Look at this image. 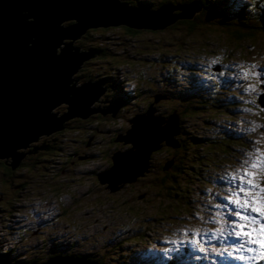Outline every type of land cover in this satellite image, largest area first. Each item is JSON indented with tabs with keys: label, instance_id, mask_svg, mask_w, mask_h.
<instances>
[{
	"label": "rangeland",
	"instance_id": "rangeland-1",
	"mask_svg": "<svg viewBox=\"0 0 264 264\" xmlns=\"http://www.w3.org/2000/svg\"><path fill=\"white\" fill-rule=\"evenodd\" d=\"M199 5L200 8L194 10L192 15L202 9L200 3ZM216 5H225V0H216ZM211 7L210 11H212ZM31 20H33L32 17ZM65 21H72V19L64 20V22ZM73 21L76 23V19ZM62 23L63 21L60 22V25H62ZM210 27L211 26H205L200 31H204L203 33L213 32L212 30L215 27ZM99 28L100 32H97L99 34L88 36L89 41H92L95 37H99V35H104L102 36L104 38L103 41L105 43L107 42L106 45L109 49L117 54V58L130 61L128 66L121 65L118 68V71L122 72V74L120 73L122 75V91H130L134 86L136 87L142 84L143 86L136 90L138 91L140 89L142 91V96L137 99L140 105H133L129 109H124L125 106L122 104L114 113H105L103 115L100 112H95L88 115L84 119L89 120L88 125L87 122H85L89 130H82L83 132H79L81 136H77V138L81 140L85 138L87 134L88 140L90 139V146L85 147L83 143L72 144V138L75 134H69L68 137L66 135H61L64 136L61 141L62 147L59 148V150H55L49 157V163H52L48 166L46 171L40 170L36 172L32 169V167L35 166L34 163L31 167H24L22 169H18L17 167L14 168L13 174L2 175V171L0 170V250H8V247L12 245V248L14 247L12 252L14 251L17 257L26 255L28 252L25 249L29 250L28 256L31 254L43 255L44 253L42 251L45 250V247H49L54 243H48L51 240H57L62 244H69V239L74 238L76 241H71V247L74 249H85L87 247V249L99 250L108 245L112 249L113 245L118 242L122 244L123 247H126V250L120 251L121 249H118V252H114L113 250L112 252H105L108 257L112 255L114 259H117L119 262L125 261L126 263L138 264L137 261L140 260L138 255L145 257L142 251H147L148 254L144 261L149 264H160V261L166 262L171 256L173 257L176 255L174 250L177 247L175 245L165 246L170 242L171 238L176 235L181 236L179 234L181 232L186 233V235L194 234L197 230H200L206 224L212 222L209 213L213 211V209H216L215 200L222 196L220 185H222L223 182L215 186L213 184H203L198 181L200 186L197 188L195 182L192 189L193 191L196 188L195 193L191 194L192 197L195 198L194 202L188 203L184 212L176 211L175 213H180V216L176 217L174 213L172 222L170 223L165 222L164 218L159 217V215L153 220H144L147 215L152 216L154 213H161V208H164L166 203L169 202L163 193H154L153 190L148 187L143 188L145 185H148L147 181L149 180H144V182L142 181L135 185L121 183V190L118 191L115 189L112 190L111 188V186H115L116 182H113L110 186L105 182H100L98 178L94 176V171L97 172L100 168L103 170L107 168V164L111 161L109 155L114 151H124L132 147V143L127 142L129 139H131L133 143H137L138 140L136 139V135L138 133V126L141 125V123H138V119L145 120L143 131H148L150 133L149 138L154 137L153 146L146 145L141 152V158L145 162L144 169L148 167V156L144 159L145 155L148 154V150H151L149 152L151 156L156 149L161 147L162 143L165 148L167 147V149H165L167 152H163L165 156L163 153L158 152L154 153L151 157L157 164L159 161H163L162 164H164L166 158L171 155L169 146L175 144L171 139L172 133L174 134V138H172L176 140V143L177 139L175 136L181 134L177 131L179 125L175 110L170 111V108L166 109L164 107L169 105V101L166 99L164 102L163 95H167L168 92L174 94L181 92L185 93L187 92L185 91L187 89L186 86L189 85L187 81L182 79V76H178L180 73L185 72V70L179 68L178 65L175 66L178 67L176 73H174L171 67H168L171 73L175 75H169L170 79H166V73L161 71L162 65H166L167 63L163 62L164 59H159L152 64L151 71L149 67H147L148 64H145L149 58L144 59V57L141 56L151 51L149 45L145 46L139 44L134 46L131 40L120 36L123 35L122 32H118V30L112 26H102ZM88 30L89 28L83 33ZM106 30H108V32L105 33ZM216 35L219 37H216ZM205 38H210L211 41H217V43L220 44L233 43L230 39H227L224 34L221 35L219 32H213L212 35L208 34ZM144 42L143 40L142 44H144ZM249 43L255 47H252ZM242 44L246 45L245 48H247V51H243L241 55H255L261 52L262 55L255 58V67H257V69H252L249 73L245 74L246 77H249V82L253 91L249 88L239 86L238 82H235L231 85V89H226V91L223 92L224 96L227 99L229 98L228 100L234 102V118L227 122L228 115L218 114L219 112L213 111L209 114L216 113L214 115L217 117V120L212 121L211 126H208V130L203 129L202 125H204V122L202 120L196 121V118H192L188 121L185 120V124L181 122V125L184 129L191 131V134L200 135L201 137H203V134L209 135L215 132L217 128L228 129L232 136H234L236 132H244L249 135V137L245 138L249 145L264 151V71L261 70L264 61V36L259 37L255 41ZM140 50H142L141 55L137 53ZM151 59L153 58L151 57ZM194 63L195 61H193V64ZM150 74L153 75L151 79ZM145 76H147L148 82H141L142 78ZM76 83L77 81L75 80L74 84ZM192 83L196 87H201L203 85L201 78L198 77H193ZM226 83H231V79L226 78ZM72 84L73 82L68 85L70 86ZM235 85H238V87H234ZM105 92L106 90L91 103V106L97 105L95 108L98 109H103V107H105L103 106L104 104L112 106L108 97L104 96ZM199 92L202 93L201 90ZM119 94L118 92V94H114L113 97ZM216 95L221 99V93H217ZM209 98L210 99L207 101L214 99L211 98V96ZM150 100H152L153 103L147 105ZM180 103L181 102H179V104ZM161 104H163V114L166 118L157 115L158 112L162 111L157 110ZM63 105L65 106L66 103H59L53 108L58 109ZM245 105L247 108L244 107ZM146 108L147 111L145 114H148V116H145L146 118L138 116L141 117L136 120L138 126L129 132V135L128 132H125V137H122L120 127L127 124L131 126V129L133 121H129L135 117L138 112ZM61 109L63 108L61 107ZM151 110L157 116L159 127L160 129L162 128L161 130L165 131L162 120L167 123L168 141L162 138L164 136L163 133L159 136H155L150 132L147 120ZM70 113L75 114L73 116L78 115L70 106L69 113L66 112L64 119L70 116ZM204 117L205 116L201 118ZM106 118H108L107 121ZM84 119H82L81 122H83ZM112 121H114L113 125L110 124ZM55 125L58 128L59 124L55 123ZM62 130H64V128L56 129V131L47 135H38L37 141H41V137H49L53 133ZM120 137L123 138V140ZM159 142H161V144L157 146ZM227 149L232 152L237 151L240 155L243 150L240 143H234L232 147ZM85 151L92 153L93 157L86 158L88 154ZM195 151L200 152L201 149L195 147L193 152ZM16 152H23V150L19 149L16 150ZM135 156H138V152L135 153ZM63 157L67 159V163L64 162V160H58V158ZM127 157L129 156H125L124 158ZM10 160L12 162V159ZM235 162L237 163V160H235ZM163 166L164 165H161L158 171L153 172L151 176L155 177L156 174L161 175L162 172H160V168L162 169ZM205 167L207 170H202V173H204L202 175H205L214 182L212 176H216L217 172L212 171V168L209 169L207 166ZM165 168L164 170H166ZM41 169L43 168L41 167ZM228 169L229 167L225 164L221 166L220 175L228 178V174L231 170ZM208 175H211V177ZM111 177L112 175H105L103 178L110 179ZM117 182L120 183L122 181L117 179ZM21 183H24L23 189H20ZM127 185L130 186L127 187ZM194 210L197 211L198 218L194 216ZM132 211L136 214L139 213L141 216L139 218L133 216L134 213ZM228 216H231V214L228 213ZM202 218H205V223L203 225H201L200 220ZM229 220L230 219H224L223 222L227 224ZM220 221L221 220H219V222ZM41 222H47V224H41ZM240 222L244 223V221ZM131 230H138L137 234H130ZM87 237L92 239L91 243L87 242ZM137 239L139 242L134 243L133 241ZM221 239L224 242L219 249L207 252V256L204 259L188 257L185 264H247L246 260H240L237 255L230 256V263H225L224 253L231 251L232 253L239 254L243 250L236 251V247L239 244L237 240L234 239L230 241V239H228L226 241L223 237H221ZM77 240L81 241L84 245ZM39 242H41V245L37 248H27L28 245H38ZM225 249H227V251H225ZM13 258H15V255ZM107 260L108 262L113 261L110 258Z\"/></svg>",
	"mask_w": 264,
	"mask_h": 264
},
{
	"label": "trees",
	"instance_id": "trees-1",
	"mask_svg": "<svg viewBox=\"0 0 264 264\" xmlns=\"http://www.w3.org/2000/svg\"><path fill=\"white\" fill-rule=\"evenodd\" d=\"M119 1L130 6L150 11H155L164 4L187 5L193 1L200 3L202 7L200 11L191 17L178 18L172 23L164 26L162 29L153 30L147 27L135 28L125 24L114 25L112 27L117 29L118 32H122L123 35L120 36L131 40L134 46L141 44L145 46L149 45L151 47V51H148L145 55H141L142 50L137 52L139 55L143 56L144 59L149 58L145 64H148L147 67H149L151 71L152 64H154L159 59H164L163 62H167L166 65H162L161 67V71L166 73L165 77L167 80L170 79L169 75H175L174 73L177 72L178 67L185 70V72L180 73L178 76H182V79L189 83V85L186 86L187 89L185 90L187 92L175 94L168 92L167 95H163L164 102L166 99L169 101V105L164 107L166 109L170 108V111L175 110V115L178 117L179 125L177 131H179L181 134L175 136L177 143L174 139L175 144L169 146L171 149L169 150L171 151V155L166 158L164 164H162L163 161H159L158 164L154 161V159L151 157L154 153L167 152L165 151L167 147L165 148L163 143L161 144L160 142L158 145L161 144V147L156 149L155 152L151 154V156L150 154L148 155L147 169H144V171H142L143 174L136 176V179L128 183L135 185L137 183H141L142 181L144 182V180H149L147 181L148 185H145L143 188L148 187L152 189L154 193H163L169 202L166 203L164 208H161V213H154L152 216L147 215L144 220H153L159 215V217L164 218L165 222L171 223L174 216L173 214L176 211L184 212L185 208L188 206V203L194 202L195 198H193L191 194H194L195 189L200 186L198 181L202 182L203 184H213L215 186H218L220 185V182H223V184L220 185V192L222 193V196L215 200V207L217 205H220L221 207H216V209H213V211L209 213L210 218H212V222L206 224L194 234L186 235V233L181 232L179 233L181 236L176 235L171 238L170 242H168L165 246L175 245L177 247L174 250L176 255L173 257L171 256L166 262L160 261V264H185V261L188 259V257L204 259L207 256V252H212L213 250L219 249L223 242L221 239L222 236L216 231L217 229H226L223 235L226 239H229L231 236L229 235V232H231V222L232 220H236V217L228 210L232 209L234 211L235 206L228 203L227 197L231 196L233 192L237 191L236 185L239 183L238 180L236 182L231 180V174L236 173V171L241 167V163L246 158L247 154L255 148L246 142L245 138L249 137V135L245 134L244 132H236V134L232 136L228 129L217 128L215 129V132L209 135L203 134V137H201L200 135H193L191 134V131L184 129L181 125V122L185 124V120L188 121L192 118H196V121L202 120L205 125H202V128L208 130V126H211L212 121L217 120V117L214 115L216 113L209 114L210 112L217 111L219 112L218 114L228 115L227 122L234 118V102L228 100L229 98L227 99L223 94L226 89H231V85L236 82L234 79L229 77L230 71L234 70L233 67L242 72L244 85L253 91L249 82V77H246L245 74L249 73L252 69H257V67H255V58L262 55V52L255 55H241L243 51H247V48H245L246 45L242 43L255 41L259 37L264 36V0H225V5L223 6H217L216 0ZM210 7L212 11H210ZM182 11V9H174L171 11V14L175 16L180 14ZM73 20L74 19H72V21H65L61 26L67 27L72 25L75 23ZM77 22L78 21H76V23ZM205 26L215 27L212 30L213 32H219L221 35L224 34L226 38L230 39V41L233 43L220 44L217 43V41H211L210 38L206 39L205 36L208 34L212 35L213 32L203 33L204 31H200ZM97 32H100L99 27H90L88 31L82 33L74 40L69 38H64L61 40V42L64 44H68L73 40L72 46L78 47L79 52L94 53L93 57L83 60L80 67L70 75L71 79H77V83L74 84V87H79L87 81H102L106 88L104 96L108 97L112 106H115L118 104V102L121 103V106L122 104L125 106L124 109H129L133 105H140L137 99L142 96V91L140 89L138 91L136 90L137 88L142 87V84L140 86H134V88L130 91H122V72H119L118 68L121 65L128 66L130 61L117 58V54L113 50L109 49V47L106 45L107 42L105 43L103 41L104 38L102 36L104 35H99V37H95V39L89 41L88 36H92V34H99ZM106 32H108V30H106L105 33ZM216 37L219 36L216 35ZM143 40L145 41L144 44H142ZM62 43L59 44V46L61 45L60 47H56L55 54L58 55L60 53V48L64 47V44ZM249 44L252 47H255L251 43ZM151 57L153 59H151ZM193 61H195L194 64ZM176 65H178V67H175ZM168 67H171L174 73H171V70ZM152 77L153 75L150 74V79ZM193 77L201 78L203 85L201 87L194 86L192 83ZM226 78H230L231 83L227 84ZM74 81L75 80H72L71 82L74 83ZM141 82H148L147 76L142 78ZM234 87L237 86L235 85ZM200 90L202 93L199 92ZM118 92L120 94L113 97V95L118 94ZM217 93H221V99H219V97L216 95ZM210 96L214 99L207 101L210 99ZM179 102L181 103L179 104ZM152 103L153 101L150 100L147 105H151ZM95 106L97 105H89L90 108H95ZM103 106H107V104H104ZM159 106L160 107L157 110L162 111L158 112L157 115L159 117L166 118V116L163 114V104ZM61 107L63 109H61ZM244 107L247 108L246 105ZM69 108L70 106L68 103H66L65 106H60L58 109L51 108L50 114L52 119L55 120V123L62 125L64 130L55 132L49 137H41V141L32 142V147L34 150L33 152L39 150L42 151V153L33 158V160L32 158H28L26 156L23 157L22 159H24L25 163L19 164L21 169L24 167H31V165L34 163L35 166H41L43 168L42 170L46 171L48 166L52 163H49V157L55 150H59V148L62 147L61 141L64 136L61 135L64 133L73 135L83 132L82 130H89L87 126L89 121L88 119H84L83 122H81L83 118L79 116L66 117L65 120L63 119V117L66 115V112L69 113ZM146 111L147 108L138 112L137 115L129 122H135V119H137L138 116H148V114H145ZM151 113H153L152 110L150 114ZM203 116L205 117L201 118ZM62 119L63 122H61ZM107 120L108 118H106V121ZM85 122H87V125ZM113 122L114 121H112L110 124L113 125ZM130 127L131 126H128L127 124L120 127V133L122 137H125V132H128L129 135V132L134 129L133 127L130 129ZM173 136L174 134H172L171 137ZM121 139L123 140V138ZM81 141L82 143L85 141H90L88 140L87 134L85 138L81 139ZM234 143L241 144V147L243 148L241 155L237 151L232 152L227 149L232 147ZM195 147L200 148L201 151L193 152ZM128 151L129 149L122 152L127 153ZM115 152L117 151H114L111 155H109L111 161L107 164V168L104 170L100 168L97 172H93L96 178L98 177V174L111 175L109 172L114 168V165H112V157ZM86 153L89 155L87 157H93L92 153L88 151H86ZM18 154L21 156V153ZM235 160H237V163ZM64 162L67 163V159L64 160ZM11 163V160L8 162L5 160H0V170L2 171V175L13 174L14 169L11 168ZM224 164L229 167L228 170L231 169L230 173L228 174V178L220 175V168ZM161 165H164L162 169L160 168V172H162L161 175L156 174L155 177H152L151 174L155 171H158ZM205 166H207L209 169L212 168V171L217 172L216 176H212L214 182L208 179L205 175H202L204 174L202 173V170H207ZM164 168L166 170H164ZM134 176L132 178H134ZM208 176L211 177V175ZM195 182L196 188L192 191ZM23 188L24 183H21L20 189ZM117 190H121V187H119ZM240 195L243 196L242 193ZM252 195L255 194L253 193ZM225 205L228 206L224 207ZM194 211V216L198 218L197 211ZM132 212L134 213L133 216L138 218L141 216L139 213L136 214L134 211ZM228 213H230L231 216H228ZM175 215L176 217H179L180 213H175ZM224 219L230 220L227 222V224H225L223 223ZM200 220L201 225H203L205 223V218ZM219 220L221 221L219 222ZM41 224H47V222H41ZM137 231L138 230H131L130 234H137ZM69 240V244H62L57 240H51L48 243H54L49 247H45V250L42 251L44 253L43 255L31 254L28 256L27 254L29 253V250L25 249L28 253L26 255H22V257H17L16 253L14 251L12 252L14 247L12 248L11 245L8 247V250H0V261L10 264H39L54 257H68L84 259L94 264H131L130 262L126 263L125 261L119 262L117 259H114L112 255L108 257L105 253L112 252V250L114 252H118V249H121L120 251L126 250V247H123V245L118 242L113 245L112 249L108 245L103 249L92 250L87 249V247L85 249H74L71 247V241L73 242L76 240L74 238H70ZM91 240V238L87 237V242L91 243ZM193 241H196L197 243H193ZM79 242L84 245L81 241ZM133 242L137 243L139 240L137 239ZM40 245L41 242H39L38 245H28L27 248H37ZM201 245H203L205 248V251L203 252L199 250ZM142 254L145 257L138 255L140 258V260L137 261L138 264H149L146 262L144 263V259L146 258L148 252L142 251ZM14 255L15 258H13ZM108 258L112 259L113 261L108 262ZM257 264H264V261L259 259L257 260Z\"/></svg>",
	"mask_w": 264,
	"mask_h": 264
},
{
	"label": "water",
	"instance_id": "water-1",
	"mask_svg": "<svg viewBox=\"0 0 264 264\" xmlns=\"http://www.w3.org/2000/svg\"><path fill=\"white\" fill-rule=\"evenodd\" d=\"M198 8L200 5L196 1L187 5L164 4L150 11L119 0H0V159L11 157V168L14 169L26 154L19 152L20 156L16 150L30 147L32 142H37L38 135L63 128L62 125L56 127L50 114L51 108L59 103H68L83 119L95 112L114 113L121 106L118 102L103 109L89 107L106 90L102 81H87L79 87H74V83L68 85L72 80L77 81L70 75L94 53L79 52L78 47L72 46V41L64 44L62 39L74 40L90 27L125 24L162 29L178 18L191 17ZM174 9L183 11L173 16L171 11ZM29 17L33 20L27 21ZM67 19L78 22L59 26ZM61 43L64 47L57 55L55 50ZM146 132L149 138L150 133ZM146 132H138L139 137ZM127 142L132 143L129 151H117L112 157L114 168L109 172L112 177L106 180L103 178L106 174L97 175L100 182L110 186L116 182L114 187L111 186L112 190L143 174L130 178L129 163L138 147L131 139ZM117 179L122 182L118 184ZM0 264L10 263L0 261ZM39 264L93 263L78 258L54 257Z\"/></svg>",
	"mask_w": 264,
	"mask_h": 264
},
{
	"label": "snow or ice",
	"instance_id": "snow-or-ice-1",
	"mask_svg": "<svg viewBox=\"0 0 264 264\" xmlns=\"http://www.w3.org/2000/svg\"><path fill=\"white\" fill-rule=\"evenodd\" d=\"M262 174H264V151L259 148L248 153L242 161L240 169L231 174V180L233 182L238 180L239 183L236 185L237 191L227 197V200L229 204L235 206L234 211L232 209L229 211L238 219L231 222L229 235H234L237 240H241L243 237L236 247V251L256 252L258 250L252 247L246 248V245H258L259 248L264 249V182H262L264 175ZM241 193L243 196L240 195ZM253 193L255 195H252ZM216 207L221 206L217 205ZM240 221H244V223H240ZM216 231L223 236L226 229L220 228ZM193 243L197 242L193 241ZM199 250L205 251L203 245ZM228 255L232 256V252H228ZM238 258L240 260L250 259L245 256Z\"/></svg>",
	"mask_w": 264,
	"mask_h": 264
},
{
	"label": "bare ground",
	"instance_id": "bare-ground-1",
	"mask_svg": "<svg viewBox=\"0 0 264 264\" xmlns=\"http://www.w3.org/2000/svg\"><path fill=\"white\" fill-rule=\"evenodd\" d=\"M21 12H25L27 13V11H21ZM27 21H30V17L27 18ZM64 22V21H63ZM179 22V21H178ZM59 26L60 23H59ZM61 46V45H60ZM59 46V47H60ZM68 117H75V116H68ZM138 118H141V117H138ZM137 118V119H138ZM142 118H146V117H142ZM65 120V119H64ZM54 123H55V120H53ZM72 121V120H71ZM144 122L145 120L144 119H138V123H141V125L138 126L137 122H132L133 123V128H135L136 126H138V132H143V127H144ZM148 122V127H149V130L152 134H154L155 136H159L161 135L162 133L164 134V136L162 137L163 139H165L166 141H168V133H167V123L164 122V120H162V122L164 123V128H165V131L161 130L160 127H159V120L158 118L154 115V113H151L149 115V118L147 120ZM173 134V133H172ZM134 135V134H133ZM136 139L138 140L137 143H134V144H137L136 146L138 147L137 148V152H138V156H135L130 160L131 162L129 163L130 165V170L128 171L129 174L131 175L130 178L132 179V177L138 173H141L144 168H145V162L144 160L141 158V152L142 150L145 148V146H149V145H152V143L154 142V137H150L148 139V133L146 132L145 134L141 135V137H139L138 139V133L136 135ZM172 139V142H174V139L171 137ZM132 141V140H131ZM133 142V141H132ZM99 143V142H98ZM122 143V142H121ZM153 146V145H152ZM10 159H12L10 157ZM0 160H6L5 158H1ZM119 175V174H118ZM125 176V175H124ZM121 177V175L119 176ZM124 179V178H123ZM8 232V231H7ZM145 263V261H144Z\"/></svg>",
	"mask_w": 264,
	"mask_h": 264
},
{
	"label": "flooded vegetation",
	"instance_id": "flooded-vegetation-1",
	"mask_svg": "<svg viewBox=\"0 0 264 264\" xmlns=\"http://www.w3.org/2000/svg\"><path fill=\"white\" fill-rule=\"evenodd\" d=\"M63 135H66V136L68 137L69 134H68V133H64ZM77 136H81V135H80L79 133L75 134L74 137L72 138V140H73L72 144H75V143H82V141H81L80 139H78ZM89 140H90V139H89ZM83 145H84L85 147H89V146H90V142H89V141H85V142H83ZM88 149H89V148H88ZM23 151L26 152L25 156L28 157V158H32V160H33V158L37 157L38 155H40V154L42 153V151H39V150H36L35 152H32V151H33L32 144L30 145V147L24 149ZM85 152H86V151H85ZM64 155H65V153H64ZM25 156H24V157H25ZM88 156H89V155H88ZM63 158H64V157H63ZM63 158H58V160H63ZM86 158H89V157L86 156ZM9 160H10V157H9L8 159H6L5 161L8 162ZM64 160H65V158H64ZM20 163H25L24 159H22ZM20 163H19V164H20ZM17 168H18V169H21V168L19 167V165L17 166ZM32 169L35 170L36 172L42 170V169H41V166H39V167H37V166H33ZM130 185H131V184H130ZM130 185H127V187L130 186Z\"/></svg>",
	"mask_w": 264,
	"mask_h": 264
}]
</instances>
